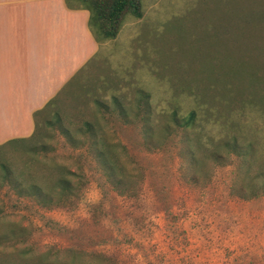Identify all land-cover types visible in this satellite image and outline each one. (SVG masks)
<instances>
[{"label": "rangeland", "instance_id": "374dc122", "mask_svg": "<svg viewBox=\"0 0 264 264\" xmlns=\"http://www.w3.org/2000/svg\"><path fill=\"white\" fill-rule=\"evenodd\" d=\"M140 1L35 134L0 146V264H264V0Z\"/></svg>", "mask_w": 264, "mask_h": 264}, {"label": "crops", "instance_id": "0c3cea01", "mask_svg": "<svg viewBox=\"0 0 264 264\" xmlns=\"http://www.w3.org/2000/svg\"><path fill=\"white\" fill-rule=\"evenodd\" d=\"M79 0H0V146L42 113L101 49Z\"/></svg>", "mask_w": 264, "mask_h": 264}, {"label": "trees", "instance_id": "16d2710c", "mask_svg": "<svg viewBox=\"0 0 264 264\" xmlns=\"http://www.w3.org/2000/svg\"><path fill=\"white\" fill-rule=\"evenodd\" d=\"M79 1H81V3L90 11L91 16L89 25L96 38L99 40H109L116 38L120 31L121 23L125 14L130 13L137 18H141L143 16L142 5L140 0ZM140 111H138L137 113H139ZM127 114L128 113H123L124 116H126ZM172 116L174 118V122L180 127H182V129H184L186 127L193 126L197 116V112L195 110H192L186 116H178L177 113H174ZM85 130L86 132H89L91 134L95 131V129L90 123H86ZM61 132L68 137L70 136V129L63 128ZM101 133L102 132H100V134ZM26 139L27 138L16 139V141H24ZM102 144L104 145L102 146V150L105 151L107 147L105 140L102 141ZM111 161L117 164V167L121 166L119 164V157L114 151L113 159H111ZM3 166L6 170V173L4 174L5 181L13 185V187L19 192V194L38 197L39 202L42 204L53 200V198L51 197L50 199H48V201H46V197L50 195L52 196L53 192L46 191L36 181L24 182L19 180L18 178L13 176V173L8 166ZM124 170L125 169L121 168V173H123ZM66 172H69L68 169H65V171L62 172V175L56 179V183H54V187H62V190L60 192L61 198L70 197L74 192L73 180L72 178L64 174Z\"/></svg>", "mask_w": 264, "mask_h": 264}]
</instances>
